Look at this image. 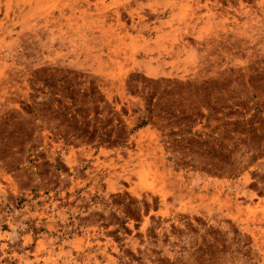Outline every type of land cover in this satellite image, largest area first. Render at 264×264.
<instances>
[{"label":"rangeland","instance_id":"374dc122","mask_svg":"<svg viewBox=\"0 0 264 264\" xmlns=\"http://www.w3.org/2000/svg\"><path fill=\"white\" fill-rule=\"evenodd\" d=\"M0 264H264V0H0Z\"/></svg>","mask_w":264,"mask_h":264}]
</instances>
